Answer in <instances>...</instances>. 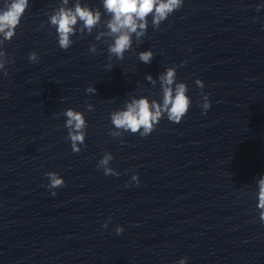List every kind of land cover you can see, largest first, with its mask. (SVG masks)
Returning a JSON list of instances; mask_svg holds the SVG:
<instances>
[{
    "label": "clouds",
    "instance_id": "obj_1",
    "mask_svg": "<svg viewBox=\"0 0 264 264\" xmlns=\"http://www.w3.org/2000/svg\"><path fill=\"white\" fill-rule=\"evenodd\" d=\"M69 0H62L60 6L49 17L50 26L56 28L57 43L61 49L67 50L74 41L72 36L77 31L83 35L85 31L92 33L93 29L101 24L102 13L99 9L93 10L87 4L82 5L79 0L74 7H66ZM29 6V0H6L3 8H0V36L4 41H11L16 35V28L20 25L21 18ZM183 6V0H103V8L110 18L104 24L106 31H99L95 39L100 41L102 38H109L108 53L109 60L113 57L123 60L125 52L131 50L133 44V35L137 41H140L147 32L148 17H152V26L155 30L160 28V25L174 11ZM264 5H259L257 10ZM80 25L77 28V25ZM0 41V71L4 76L8 75L5 67L8 63H14L10 57L2 50ZM91 53L97 52L95 44L90 46ZM151 50L142 51L139 53V60L145 64L151 63L153 59ZM29 60L38 62L37 53L29 54ZM183 65H178L180 67ZM111 67V64H109ZM176 67H169L163 72L160 77V88L162 103H158L155 99L151 102L146 96L136 98L133 96L129 101H126L124 107L110 113L111 122L115 128L110 132L113 137H122L124 132L132 134L139 133L141 137H146L151 134L160 120L166 115L167 119L174 123H180L182 118L187 114L191 99L186 94L188 87L184 82H176ZM146 79L155 86L156 81L149 75ZM196 85L201 89L204 88L203 81L196 80ZM88 93H95L94 87L86 89ZM206 113L211 107L208 99V94H203V103L201 105ZM87 109L93 111V105L87 104ZM66 117L65 127L68 130V139L71 142V148L74 153H79L85 146L87 122L84 114L75 111L72 108L66 109L63 113ZM123 143V141H121ZM113 160L111 153H105L103 158L98 162V168H102L106 176H119V172L109 166ZM49 180L47 187L51 190L53 196L57 188L63 187L65 182L56 172H48L45 174ZM132 181L139 183L138 176L133 175ZM258 204L260 210L259 219L264 223V178L258 181ZM108 222H105L104 227H107ZM122 226H117L115 231L117 234L123 232ZM187 257L180 259L177 264H186Z\"/></svg>",
    "mask_w": 264,
    "mask_h": 264
}]
</instances>
